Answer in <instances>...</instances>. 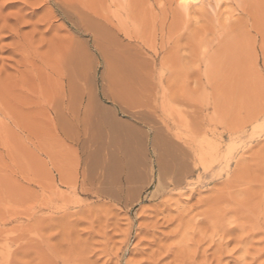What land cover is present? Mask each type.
Listing matches in <instances>:
<instances>
[{"label":"rangeland","instance_id":"rangeland-1","mask_svg":"<svg viewBox=\"0 0 264 264\" xmlns=\"http://www.w3.org/2000/svg\"><path fill=\"white\" fill-rule=\"evenodd\" d=\"M189 3L0 0V264H264V0Z\"/></svg>","mask_w":264,"mask_h":264},{"label":"bare ground","instance_id":"bare-ground-1","mask_svg":"<svg viewBox=\"0 0 264 264\" xmlns=\"http://www.w3.org/2000/svg\"><path fill=\"white\" fill-rule=\"evenodd\" d=\"M189 1H190V0H183V5L186 6V4H190V3H192V2L189 3ZM191 1H192V0H191ZM193 1H197V0H193Z\"/></svg>","mask_w":264,"mask_h":264}]
</instances>
